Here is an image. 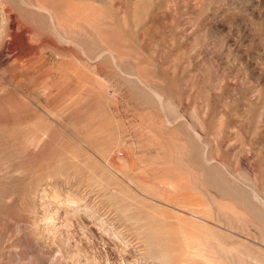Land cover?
<instances>
[{"label": "rangeland", "instance_id": "374dc122", "mask_svg": "<svg viewBox=\"0 0 264 264\" xmlns=\"http://www.w3.org/2000/svg\"><path fill=\"white\" fill-rule=\"evenodd\" d=\"M39 1L70 4L82 32L56 42L44 13L0 0V264H216L219 246L263 260L264 0ZM20 24L28 41L7 47ZM94 35L118 40L123 75L83 57L102 51ZM63 69L81 78L61 82ZM132 69L176 111L144 96ZM35 119L39 151L17 129ZM179 148L191 150L184 166ZM37 188L57 233L37 222Z\"/></svg>", "mask_w": 264, "mask_h": 264}, {"label": "bare ground", "instance_id": "6f19581e", "mask_svg": "<svg viewBox=\"0 0 264 264\" xmlns=\"http://www.w3.org/2000/svg\"><path fill=\"white\" fill-rule=\"evenodd\" d=\"M20 1V4L23 6V7H28V8H30V9H34L35 11H37V12H40V13H44V20H42L45 24H47L46 25V27L48 26V32L50 31V33L52 34V36H53V39L56 41V42H60V43H66V44H71V41L69 40V35L72 33V31L73 30H75L76 32L78 31V32H82V30H80L79 28H74V26H71L70 25V23L68 22V19L69 18H71V14H72V6L70 5V4H68V3H61L60 4V7H58V4L56 5V2L54 1V4L57 6V9H54V8H52L50 5L49 6H47V5H45L43 2H41V1H39V0H19ZM15 6H16V4H15ZM20 9V8H19ZM24 12V10H22V12L21 13H23ZM31 12V11H30ZM33 12V11H32ZM36 13V12H35ZM34 13V15H36ZM39 14V13H38ZM37 14V15H38ZM41 15V14H40ZM20 16L21 17H23V14H20ZM41 17V16H40ZM26 18V17H25ZM24 18V19H25ZM38 18V17H37ZM42 19V18H41ZM32 20V19H31ZM83 21H85V20H83ZM33 22V21H32ZM34 24V23H33ZM42 22L41 21H38L37 22V25L39 26H37L38 28H41V26H42ZM79 24L82 26H84L85 27V29L86 28H88L92 33L91 34H93L94 32H93V29L91 30V28L89 27V26H87V25H85V23H83L82 21H80L79 22ZM15 25V24H14ZM25 25V24H24ZM103 25H104V23H103ZM82 26V27H83ZM87 26V27H86ZM13 27H15V26H13ZM17 27V26H16ZM101 27V26H100ZM104 27V26H103ZM18 29H19V32L17 33V35L15 36V35H13V34H11V35H9L10 36V43H7V47L9 46V44H11V45H15L14 46V48H19L18 46L19 45H21V44H23L24 42H27L28 40H26L28 37L26 36V32H27V30L24 28V27H22L21 26V24H20V26L19 27H17ZM42 28H45L44 27V25H43V27ZM41 28V29H42ZM46 30V29H45ZM30 32V31H29ZM86 32H89V31H86ZM90 33V32H89ZM10 34V33H9ZM110 36V35H109ZM77 37H79V36H77ZM92 37V36H91ZM105 37V36H104ZM104 37H101V36H99V35H94L93 36V41L91 40L90 42H95V40L94 39H96V41H97V43L99 44V45H101V49H102V51L100 52V54H98V55H96L94 58H92L91 57V55H90V53L88 52H85V50H84V48L83 47H81L80 48V46H79V48H80V51H81V53H82V55H84L83 57H86L87 59L86 60H91V61H98V62H103L104 60H105V62H106V59L108 60V61H110L113 65V67H115V69H117L116 71L118 72H121L122 73V71H121V64H122V62L124 61V57H125V55H124V52H121V51H119V49L118 48H120V44L117 42L118 40L117 39H113V40H109V39H106V38H104ZM80 38V37H79ZM78 38V39H79ZM72 39H74V38H72ZM76 39V38H75ZM85 39H87V38H85ZM88 40V39H87ZM90 40V39H89ZM79 41H81V39L79 40ZM78 41V42H79ZM84 41V40H83ZM82 41V42H83ZM73 42H75V40L73 41ZM72 42V43H73ZM77 42V43H78ZM81 42V43H82ZM89 43V42H88ZM10 45V46H11ZM73 45V44H72ZM95 44H93V46H94ZM97 45V44H96ZM95 45V46H96ZM98 45V46H99ZM9 46V48H12V47H10ZM87 46V45H86ZM76 47V46H75ZM78 47V46H77ZM76 47V48H77ZM122 47V46H121ZM36 48V47H35ZM34 48V49H35ZM21 49V48H20ZM98 50H100L99 48L97 49V51ZM12 51V50H11ZM19 51V50H18ZM22 52H23V50H22ZM26 52V51H25ZM93 52V51H92ZM20 53V52H19ZM30 53V52H29ZM21 54V53H20ZM24 55H25V53H23ZM27 54V53H26ZM19 55V54H18ZM30 55H32V54H30ZM17 58H18V56H17ZM16 58V59H17ZM21 58V57H20ZM110 62H109V64H110ZM132 66H133V64H132ZM136 66V65H135ZM136 68V67H135ZM133 70V69H132ZM138 70V69H137ZM118 72V73H119ZM120 73V74H121ZM124 73V72H123ZM123 73H122V75H123ZM75 75L76 77H80L81 78V76L78 74V73H76V72H74V71H70V70H68V69H63L62 71H61V73L59 74V77H60V79H61V82H66L67 81V79L71 76V75ZM129 74V73H128ZM125 76H126V74H125ZM127 76H129V75H127ZM126 76V77H127ZM131 77H128V78H133L136 82H138V83H140L141 85H142V90H141V92L143 93V95L144 96H146L147 98H152V100H154V103H158L160 106H166L171 112H175L176 111V109L174 108V106H173V104L172 103H170V102H166V103H164V96H163V94H161L160 93V91L158 92L157 90H155V89H153V88H151L147 83H149V82H147L146 83V80L144 81V80H142V78H140V74H138V72L136 73V70H133V72L131 73V75H130ZM128 81V80H127ZM130 81H132V80H130ZM131 86H132V84L131 83H129ZM151 84V83H150ZM134 85V84H133ZM140 85V86H141ZM132 88H133V86H132ZM135 88H138V87H135ZM139 89V88H138ZM138 89H137V91H138ZM98 90V89H97ZM135 90V89H134ZM99 91V90H98ZM136 91V90H135ZM100 92V91H99ZM78 93V92H77ZM78 96V95H77ZM86 98V97H85ZM166 98V97H165ZM168 101V100H167ZM24 103H25V100L23 101ZM22 102V103H23ZM27 102V101H26ZM12 104H14V103H12ZM32 104V103H31ZM30 104V105H31ZM25 105V104H24ZM157 105V104H156ZM11 106H13V105H11ZM11 106H9V107H11ZM21 106L23 107V105L21 104ZM20 106V107H21ZM26 106V105H25ZM28 107V106H27ZM19 111V108H16V109H11V113H14V114H18L17 112ZM37 112V111H36ZM38 114H39V112H38ZM0 117H2V115L0 114ZM39 117H40V115H39ZM166 119V118H165ZM0 121H1V119H0ZM38 120H36L35 119V126L33 127V130H32V132L30 133V134H25V131L24 130H26L25 128L27 127V125L26 124H28V123H26V122H21V123H18V126H17V129H18V131H19V133L21 134L20 135V140H21V145H25L26 144V142L29 140V138H30V141H33V144H34V149H36L37 151H39V150H41V147L42 146H40V143H41V141H42V136H41V128H40V123L39 122H37ZM169 121V120H168ZM166 123H168L167 121H166ZM165 123V124H166ZM169 124V123H168ZM100 131V129L99 128H97V132H99ZM18 133V132H17ZM45 138V137H44ZM28 143H30V142H28ZM27 143V144H28ZM172 145V144H171ZM30 147V146H29ZM205 149V148H204ZM19 151H20V149H19ZM172 152V154H171V158L173 159L172 161L173 162H177L178 164H180V166L181 165H183V160H184V158L185 157H187V156H190V153H191V150H189L188 148L187 149H185V148H179V149H174V150H172L171 151ZM201 155V154H200ZM210 157V156H209ZM206 161V160H205ZM209 161H211V159L209 160ZM186 162V161H185ZM186 163H188V162H186ZM188 165V164H187ZM184 166V165H183ZM218 166V165H217ZM191 168H192V166H191ZM186 169V168H185ZM212 170V169H211ZM198 170H196V172H197ZM199 172V171H198ZM218 177V176H217ZM201 179H202V177H201ZM201 181V180H200ZM201 182H203V181H201ZM218 185V184H217ZM40 186L38 185V188H39ZM36 189L35 191H34V197L37 199V202H38V206L40 207V209H42L44 212H45V215L41 218H39L38 220H37V222H39V223H41L42 221H44V220H46V223H47V228L49 229V231L48 232H50V231H56L57 230V224H56V220L54 221V218H53V215L55 216V214L56 213H58V210H57V208L56 207H54V208H52V209H50V207H49V205H51L50 204V202L48 201V199L46 198V194H45V192L46 191H44L43 189ZM46 190V189H45ZM230 193V191L228 192V194ZM232 194H234V193H232ZM235 195V194H234ZM52 196H54V195H52ZM230 196V195H229ZM55 197V196H54ZM231 197H232V195H231ZM50 198H51V196H50ZM212 199H213V197H211ZM233 198V197H232ZM215 199V198H214ZM214 199H213V201H214ZM235 199V198H234ZM258 199V198H257ZM52 200V199H51ZM81 200V199H80ZM242 200V199H241ZM247 200H250V199H247ZM235 201V200H234ZM237 202V201H236ZM244 202V204L247 206V207H249V211L253 214V215H256V217H258V218H261V214H259L258 212H257V210L255 209V207H253L251 204L249 205V204H247L245 201H243ZM74 203V202H73ZM213 204H214V202H213ZM212 204V205H213ZM216 204V203H215ZM74 206V208H77L78 206H79V204H77V203H75V204H73ZM246 207V208H247ZM215 208V207H214ZM213 208V209H214ZM218 208H220V207H218ZM243 208H245V207H243ZM242 208V209H243ZM232 209V208H231ZM230 209V210H231ZM78 210H80V209H78ZM234 210V209H233ZM247 210H248V208H247ZM60 211V210H59ZM248 211V212H249ZM262 211V210H261ZM84 212V211H83ZM234 212V211H233ZM264 212V211H263ZM262 212V213H263ZM74 213V212H73ZM235 213V212H234ZM43 214V213H42ZM90 214H91V212H90ZM238 214H240V213H238ZM93 215V214H92ZM216 215H217V213H216ZM228 215V214H227ZM231 215V214H230ZM240 215H242V214H240ZM57 216H58V214H57ZM66 215H64V217H65ZM191 216H193V218H196V219H199L196 215H194V214H191ZM237 216V215H236ZM246 216H248V215H246ZM249 217V216H248ZM251 217V216H250ZM253 217V216H252ZM263 217V216H262ZM254 218V217H253ZM64 219V218H63ZM62 219V220H63ZM68 219V218H67ZM136 219V218H135ZM255 219V218H254ZM65 220V219H64ZM241 220V219H240ZM251 220V219H250ZM253 220V219H252ZM251 220V221H252ZM259 219H257V221H258ZM263 220H264V217H263ZM68 222H67V224H69V219L67 220ZM71 221V220H70ZM254 221V220H253ZM261 221V220H260ZM45 222V221H44ZM62 222H64V221H62ZM61 222V224H63ZM66 222V221H65ZM161 223V220H160V218L158 217V216H156V215H151V224H150V226L152 227L153 225H158L157 223ZM255 222V221H254ZM263 223H264V221H262ZM250 223V222H249ZM248 223V224H249ZM256 223V222H255ZM43 224V223H42ZM45 224V223H44ZM66 224V223H65ZM184 224V223H183ZM254 224V223H253ZM257 224H259V223H257ZM43 226V225H42ZM259 226H260V224H259ZM44 227V226H43ZM60 227V226H59ZM257 227V226H256ZM261 227V226H260ZM164 228V227H163ZM41 229H42V227H41ZM46 228H44V230H45ZM48 229H46V230H48ZM139 229V228H138ZM183 230V229H182ZM257 230V229H256ZM52 231V232H53ZM146 231H147V229H146ZM150 231V230H149ZM262 231H263V234H264V225H263V229H262ZM44 232H46V231H44ZM256 232V231H255ZM56 233H57V231H56ZM113 233H114V230H113ZM112 233V234H113ZM120 233V232H119ZM169 233H172V232H169ZM257 233H259V232H257ZM41 233H38V235H40ZM111 234V233H110ZM121 234V233H120ZM210 234V233H209ZM122 235V234H121ZM149 235V234H148ZM113 236H115L116 237V240L117 241H119L120 243L122 242V239H121V236L119 235V234H113ZM123 236V235H122ZM260 236V235H259ZM172 239V238H171ZM124 240V239H123ZM164 240V239H163ZM188 240H190L191 242H194V239L192 238V236L190 237V238H188ZM261 240H263V239H261ZM6 242V241H5ZM124 242V241H123ZM127 243V242H126ZM126 243L125 244H123V246L125 245V248H126ZM154 243H155V241H154ZM160 243V242H159ZM159 243H156L154 246L156 247V248H158V249H160V248H162L163 247V250H165V246L163 245V244H159ZM183 243V242H182ZM222 244V243H221ZM186 248H194L195 247V244L194 243H186ZM152 247V246H151ZM179 247V246H178ZM227 247H229L228 245H227ZM153 248V247H152ZM185 248V247H184ZM214 248V247H213ZM149 249V248H148ZM147 249V250H148ZM225 249V248H224ZM223 248H222V246H219L218 247V256H219V260L216 262V264H264V259L262 260V259H260L258 256L256 257V255L253 257V256H245V257H239V256H236V255H234V253L233 254H228V253H226L225 252V250H224ZM124 252V251H123ZM122 252V253H123ZM163 253H164V251H162ZM198 253H199V251H197ZM246 252V251H245ZM248 252V251H247ZM240 253V252H239ZM161 254V253H160ZM249 254H250V252H249ZM252 255V254H251ZM254 255V254H253ZM215 256V255H214ZM172 257V256H171ZM179 257V256H178ZM198 257V260L196 259ZM182 259H183V257H182ZM215 259V258H214ZM216 259H218V258H216ZM195 260H197V261H199V263H197ZM175 262H176V260H174ZM207 262H205V263H203V264H212V262H210L209 260H206ZM188 262H190V263H193V264H202L201 263V258L199 257V255L198 256H196L195 257V254L194 255H192V256H190V259H189V261ZM166 263V262H165ZM172 263V262H171ZM174 263V262H173Z\"/></svg>", "mask_w": 264, "mask_h": 264}]
</instances>
